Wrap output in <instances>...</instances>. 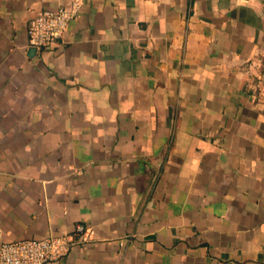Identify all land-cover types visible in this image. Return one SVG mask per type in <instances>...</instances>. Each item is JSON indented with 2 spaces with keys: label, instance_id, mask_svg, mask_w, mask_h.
Returning <instances> with one entry per match:
<instances>
[{
  "label": "crops",
  "instance_id": "1",
  "mask_svg": "<svg viewBox=\"0 0 264 264\" xmlns=\"http://www.w3.org/2000/svg\"><path fill=\"white\" fill-rule=\"evenodd\" d=\"M0 0V244L47 264H264V0Z\"/></svg>",
  "mask_w": 264,
  "mask_h": 264
},
{
  "label": "built area",
  "instance_id": "2",
  "mask_svg": "<svg viewBox=\"0 0 264 264\" xmlns=\"http://www.w3.org/2000/svg\"><path fill=\"white\" fill-rule=\"evenodd\" d=\"M82 0H70L55 9H41L27 24V45L40 50L60 39L68 23L76 18ZM95 240L88 225L77 223L71 233L50 235L41 239H23L0 244V264H47L56 261L68 251Z\"/></svg>",
  "mask_w": 264,
  "mask_h": 264
},
{
  "label": "water",
  "instance_id": "3",
  "mask_svg": "<svg viewBox=\"0 0 264 264\" xmlns=\"http://www.w3.org/2000/svg\"><path fill=\"white\" fill-rule=\"evenodd\" d=\"M36 48H34V47H30L29 49H28V55H35L36 54Z\"/></svg>",
  "mask_w": 264,
  "mask_h": 264
}]
</instances>
